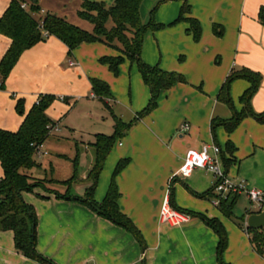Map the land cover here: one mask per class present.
<instances>
[{"label": "crops", "instance_id": "obj_1", "mask_svg": "<svg viewBox=\"0 0 264 264\" xmlns=\"http://www.w3.org/2000/svg\"><path fill=\"white\" fill-rule=\"evenodd\" d=\"M89 1L111 7L116 0ZM11 2L0 0V19ZM37 2L41 8L37 18L55 14L82 30L93 32L94 26L78 16L83 0ZM188 3L190 12L185 18L200 23L199 41L189 32L187 21L175 23L181 15L183 1L144 0L140 7L144 24L153 16L156 24L164 25L146 33L143 62L180 74L186 81L162 91L156 109L138 121H135L137 115L152 98L151 89L138 65L128 59L120 65L118 75L100 64L104 57L121 55L100 42L84 43L69 57L68 47L51 36L22 54L6 80L5 89L0 88V130L17 132L24 121V116L16 110L18 101L24 100L27 114L39 96L44 95L72 96L71 103L66 98L70 109L76 98L89 96L93 103H100L112 120L107 121L111 131L104 129L98 134L113 135L115 118L124 124L133 123L107 156L92 198L103 204L115 182L120 194L119 211L134 226L139 239L81 201L58 199L41 189L24 193V200L34 207L37 215V252L54 264H264V257L255 251L246 231L248 215L259 212L258 209H250V213L240 217L236 204L234 217H227L214 204L227 195L220 196L214 191L205 196L213 190L215 180L203 169H196L188 178H175L170 188L175 208L193 214L191 221L171 226L160 220L170 180L189 150L218 146L229 179L236 184L244 181L249 188L264 192V123L246 115L232 131L227 127L234 114L244 112L241 98L251 83L245 79L232 82L229 93L233 108L219 100L230 74L247 69L261 76L251 107L256 114L264 113V25L259 20L264 0H188ZM216 29L222 30L221 36L215 33ZM11 45L12 40L0 34V62ZM91 79L105 82L112 98L105 102L98 99ZM92 114L90 111L89 116ZM184 123L190 125L185 133L180 131ZM61 139L64 140L53 134L45 145H60ZM95 141L94 138L84 150L75 144V151L71 150L70 154L56 153L53 161L40 164L41 169L34 174L58 182L47 185L49 190L87 199L95 164L92 147ZM121 161L126 165L115 175ZM3 176L0 163V180ZM74 177L71 184H61ZM203 218L219 221L225 231L227 245L221 254L220 237ZM0 264L41 263L16 249L12 231H0Z\"/></svg>", "mask_w": 264, "mask_h": 264}, {"label": "trees", "instance_id": "obj_2", "mask_svg": "<svg viewBox=\"0 0 264 264\" xmlns=\"http://www.w3.org/2000/svg\"><path fill=\"white\" fill-rule=\"evenodd\" d=\"M143 1L116 0L114 5L107 7L104 3L83 0L78 16L94 26L93 32L89 33L55 14H47L43 18H37L36 15L41 12L37 0H31L30 5L24 0H12L9 8L0 19V34L12 40L11 47L0 62V88L5 89L6 80L22 54L37 44L45 42L51 36L56 37L68 47L69 57L73 55L77 47L84 43L100 42L121 53L118 57H104L100 60L102 64L108 65L115 75H118L119 67L125 59L138 65L143 80L150 87L152 93L148 106L137 115L135 121L142 119L156 109L158 98L162 91H167L174 85L185 83L186 81L180 74L165 72L158 66L151 67L143 62L142 50L146 33L149 30H158L164 27V25L156 24L153 16L147 24L142 22L140 7ZM181 1H183L182 12L175 23L187 21L190 24L189 32L193 34L196 41H199L202 35L200 23L194 19L185 18V14L190 12V5L188 0ZM259 20L264 25V8H261L259 12ZM215 33L221 36L222 30L216 29ZM237 79H245L252 86L241 98V101L245 104L244 112L242 114H234L233 119L227 124L230 131L246 115L264 123V113L256 114L251 107L252 97L258 91L261 83L259 74L247 69L232 72L222 87L219 100L228 107L233 108L229 92L232 82ZM91 84L93 93L98 99L105 102L107 99L112 98L110 88L105 82L91 79ZM55 99L56 97L53 95L40 96L38 102L27 114L25 113L24 100H19L16 110L18 114L24 116L20 129L17 132L0 130V163L4 171V176L0 180V231H12L16 249L25 257L41 264L54 263L37 252V215L34 207L28 204L23 197L24 193H33L36 189H41L49 194L53 193L58 199L81 201L99 216L125 227L139 239V233L119 211L117 202L120 194L115 182L112 183L103 204L96 203L92 198L107 156L116 141L127 132L133 123L124 124L115 118V132L113 135L98 134L95 136L96 141L92 144L95 152V164L91 172L92 185L87 189V199L81 200L70 197L68 194L62 195L49 190L47 188L48 184L58 182L38 178L34 174L41 169V165L36 159L37 148L45 145L46 141L53 135L52 129L57 127L47 114ZM65 101L68 100L65 99ZM74 163L77 168L78 156ZM125 165L126 162L121 161L116 168L115 175ZM74 179L75 177L61 184L69 185ZM213 192L214 188L205 196H210ZM39 196L46 198L45 196ZM240 196L239 194L230 193L225 199H219L218 207L227 217H234L233 209ZM170 201L172 207L175 208L171 194ZM185 213L190 216L193 215L189 212ZM203 220L219 235V254H221L227 245L225 231L219 221L206 218H203ZM238 220L244 223L243 219ZM246 231L251 237L255 251L264 257V228L251 229L247 227ZM221 264L223 263L221 262Z\"/></svg>", "mask_w": 264, "mask_h": 264}, {"label": "rangeland", "instance_id": "obj_3", "mask_svg": "<svg viewBox=\"0 0 264 264\" xmlns=\"http://www.w3.org/2000/svg\"><path fill=\"white\" fill-rule=\"evenodd\" d=\"M106 66L109 68L108 65ZM66 98L69 100V103L72 102V96H56L55 101L47 111L49 118L56 124L58 130L52 131V133L62 137L64 140L61 139L60 145L57 146H51L50 143L49 145L48 143L44 145L43 151H46L48 155L41 158L37 157L36 159L39 164H43V162L48 163L49 160L53 161L58 152L64 154H70L71 150L74 152L75 144H78L84 150V146H89V143L94 141L98 133H103L104 129L108 132L111 131L110 124L107 122L108 120H112L111 116L100 103H93L89 96L76 98L74 100V107L70 109L67 108L68 103L65 101ZM90 111L93 112L92 116H89ZM45 179L49 180L47 177ZM250 209L257 211L255 210L257 207H252L249 200L245 196H241L236 205L237 215L241 217Z\"/></svg>", "mask_w": 264, "mask_h": 264}, {"label": "built area", "instance_id": "obj_4", "mask_svg": "<svg viewBox=\"0 0 264 264\" xmlns=\"http://www.w3.org/2000/svg\"><path fill=\"white\" fill-rule=\"evenodd\" d=\"M24 7H26V5H24ZM52 130L58 131L57 127ZM189 130L190 125L188 123H184L180 128V131L183 133ZM43 148L44 145L37 148L36 157L41 158L48 155L46 151H43ZM221 158L222 151L216 145L205 146L201 151L189 150L187 152L181 168L170 180L169 195L165 198L160 211L161 222L171 226H182L191 221L192 216L172 207L170 201V188L175 178H188L196 169H203L214 176V191L218 195L225 196L230 193L245 195L252 207H257L259 212L262 211L264 205V192L249 188L244 181L239 184L234 183L229 179L227 173L223 169ZM214 204L218 206L219 200H215Z\"/></svg>", "mask_w": 264, "mask_h": 264}, {"label": "water", "instance_id": "obj_5", "mask_svg": "<svg viewBox=\"0 0 264 264\" xmlns=\"http://www.w3.org/2000/svg\"><path fill=\"white\" fill-rule=\"evenodd\" d=\"M247 226L251 229H263L264 211L249 214L247 219Z\"/></svg>", "mask_w": 264, "mask_h": 264}]
</instances>
